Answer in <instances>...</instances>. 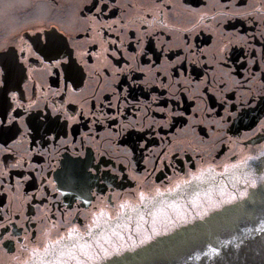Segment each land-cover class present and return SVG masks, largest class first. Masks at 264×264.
<instances>
[{"label": "flooded vegetation", "instance_id": "obj_1", "mask_svg": "<svg viewBox=\"0 0 264 264\" xmlns=\"http://www.w3.org/2000/svg\"><path fill=\"white\" fill-rule=\"evenodd\" d=\"M242 173L229 204L264 183V0H0V264Z\"/></svg>", "mask_w": 264, "mask_h": 264}, {"label": "water", "instance_id": "obj_2", "mask_svg": "<svg viewBox=\"0 0 264 264\" xmlns=\"http://www.w3.org/2000/svg\"><path fill=\"white\" fill-rule=\"evenodd\" d=\"M211 175L132 205L102 221L96 234L67 238L23 264H76L59 252L73 243L89 246L76 253L82 264H264V183L229 204L234 196L228 189L242 193L247 174L228 183Z\"/></svg>", "mask_w": 264, "mask_h": 264}, {"label": "snow or ice", "instance_id": "obj_3", "mask_svg": "<svg viewBox=\"0 0 264 264\" xmlns=\"http://www.w3.org/2000/svg\"><path fill=\"white\" fill-rule=\"evenodd\" d=\"M57 64H59V61H57ZM13 95H15V94L13 93ZM233 167H235V165H233ZM156 194H157V195H162V194L159 192V189L156 190ZM245 195H246V193H245ZM140 199H141L142 201L145 200V199H146V194L143 193V192H141V193H140ZM121 207H124V205H121ZM105 215H106L105 211H104L103 209H101L98 213L95 214V218H96V219H99L100 217H103V216H105ZM74 233H75L76 235H79L78 231H77L75 228L70 229V230H69V233H68L69 237H72ZM89 234H90V233H89ZM53 243H54V245H55V244H59V241H55V242H53ZM86 247H89V246H88V245H78V244L73 243V244L70 246V248H67L66 250H63V249H62V250H61V255H62V256H65V255H66L69 259L75 261L76 264H82V262L77 258L76 253H77V251L83 250V249L86 248ZM60 264H65V262H64V261H60Z\"/></svg>", "mask_w": 264, "mask_h": 264}, {"label": "rangeland", "instance_id": "obj_4", "mask_svg": "<svg viewBox=\"0 0 264 264\" xmlns=\"http://www.w3.org/2000/svg\"><path fill=\"white\" fill-rule=\"evenodd\" d=\"M205 174H202L201 176H204ZM151 198H154V196H152V197H149V198H146V199H151ZM132 205H135V206H137V205H139V202H137V203H132L130 206H132ZM28 261V260H27ZM27 261H25V262H27Z\"/></svg>", "mask_w": 264, "mask_h": 264}]
</instances>
